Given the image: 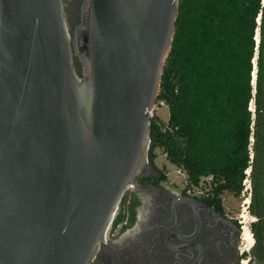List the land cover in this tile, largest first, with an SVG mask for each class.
<instances>
[{
	"label": "water",
	"instance_id": "95a60500",
	"mask_svg": "<svg viewBox=\"0 0 264 264\" xmlns=\"http://www.w3.org/2000/svg\"><path fill=\"white\" fill-rule=\"evenodd\" d=\"M179 2L81 0L72 24L65 0H0V264L95 260L151 166Z\"/></svg>",
	"mask_w": 264,
	"mask_h": 264
},
{
	"label": "trees",
	"instance_id": "16d2710c",
	"mask_svg": "<svg viewBox=\"0 0 264 264\" xmlns=\"http://www.w3.org/2000/svg\"><path fill=\"white\" fill-rule=\"evenodd\" d=\"M157 102L169 119L151 118V163L160 149L191 183L212 175L215 196L249 180V262L264 264L263 0H180Z\"/></svg>",
	"mask_w": 264,
	"mask_h": 264
},
{
	"label": "flooded vegetation",
	"instance_id": "af4514ba",
	"mask_svg": "<svg viewBox=\"0 0 264 264\" xmlns=\"http://www.w3.org/2000/svg\"><path fill=\"white\" fill-rule=\"evenodd\" d=\"M80 2L65 9L72 24ZM149 164L124 192L91 264H239L241 227L223 195L178 191L155 160Z\"/></svg>",
	"mask_w": 264,
	"mask_h": 264
},
{
	"label": "rangeland",
	"instance_id": "374dc122",
	"mask_svg": "<svg viewBox=\"0 0 264 264\" xmlns=\"http://www.w3.org/2000/svg\"><path fill=\"white\" fill-rule=\"evenodd\" d=\"M73 0H65V9H67L70 6V3H72ZM264 4V0H263ZM163 102H157L156 107L153 111V116L151 118H156L160 123L166 124L168 119H169V109L166 104H162ZM155 164L157 167L161 168L167 175V178L169 179V182L171 185L176 189L180 190L181 188L185 187V182L188 181L187 175L185 174L184 171L178 169L175 165L171 164L165 154L163 153L162 150L156 149L155 150ZM180 171V173H178ZM249 172V171H248ZM250 173V172H249ZM189 183V182H188ZM248 185V183H247ZM250 196V189L248 188V191L242 192L240 196H235L231 193H224L223 194V202L226 207V210L231 213L234 217L237 218V221L242 229V224H241V219L240 215L243 212V209L245 208V201L249 198ZM246 214L248 215V227L252 222H254L256 219L254 216H252L249 213L248 206H246ZM240 229V230H241ZM240 239V252L243 251V254L239 261V264H243V261L245 264H254L253 261L249 262V260L252 257V249L249 251H245L246 246ZM246 255V256H244ZM245 259V260H244Z\"/></svg>",
	"mask_w": 264,
	"mask_h": 264
},
{
	"label": "built area",
	"instance_id": "2783aa9c",
	"mask_svg": "<svg viewBox=\"0 0 264 264\" xmlns=\"http://www.w3.org/2000/svg\"><path fill=\"white\" fill-rule=\"evenodd\" d=\"M153 111L151 113V117L153 116ZM178 173H180V171ZM244 185H245V192H247L249 188L251 195L250 181L249 180L245 181ZM215 186H216L215 178L212 175H210V176L202 177L198 184H193L188 180L187 182H185V187H183V189H187L188 195L200 197L205 194H213ZM249 204H250V196H249V203L247 204V206H249ZM240 239H241V235H240ZM240 254L242 255L243 251H241Z\"/></svg>",
	"mask_w": 264,
	"mask_h": 264
},
{
	"label": "bare ground",
	"instance_id": "6f19581e",
	"mask_svg": "<svg viewBox=\"0 0 264 264\" xmlns=\"http://www.w3.org/2000/svg\"><path fill=\"white\" fill-rule=\"evenodd\" d=\"M248 203H249V198L245 201V206H244L245 208L243 209V212L240 215L241 224L243 226L242 229H241V241L246 246V249H245L246 252L252 249V247L254 245V242H255L253 234H252V232L250 231V229L248 227L249 221H248V215L246 214V211H247L246 210V206H247ZM243 264H245L244 261H243Z\"/></svg>",
	"mask_w": 264,
	"mask_h": 264
}]
</instances>
